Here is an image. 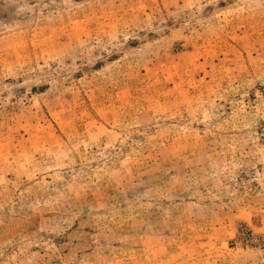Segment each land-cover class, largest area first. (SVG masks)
Listing matches in <instances>:
<instances>
[{"label":"rangeland","instance_id":"374dc122","mask_svg":"<svg viewBox=\"0 0 264 264\" xmlns=\"http://www.w3.org/2000/svg\"><path fill=\"white\" fill-rule=\"evenodd\" d=\"M0 264H264V0H0Z\"/></svg>","mask_w":264,"mask_h":264}]
</instances>
